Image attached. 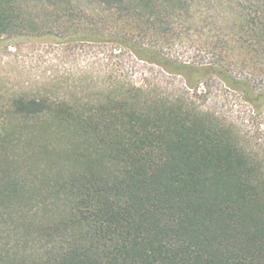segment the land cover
<instances>
[{"label": "trees", "instance_id": "obj_1", "mask_svg": "<svg viewBox=\"0 0 264 264\" xmlns=\"http://www.w3.org/2000/svg\"><path fill=\"white\" fill-rule=\"evenodd\" d=\"M96 1L146 27L188 9L187 0ZM69 2L0 0V45L113 43L177 71L185 88L10 98L0 116V225L18 237L0 243V264H264V85L217 62H176L116 24L87 28L90 17ZM246 26L264 60V6ZM196 75L217 78L249 108L202 111L189 93Z\"/></svg>", "mask_w": 264, "mask_h": 264}, {"label": "rangeland", "instance_id": "obj_2", "mask_svg": "<svg viewBox=\"0 0 264 264\" xmlns=\"http://www.w3.org/2000/svg\"><path fill=\"white\" fill-rule=\"evenodd\" d=\"M69 1L90 17L89 21L84 18L87 28L104 32L116 24L176 62L195 66L217 62L236 76L252 77L255 84L264 85L261 49L249 47L246 34L247 15L262 10L264 0H187V12L162 14L148 27L137 19L118 20L96 0ZM195 79L196 90L189 93H193L195 105L209 115L212 112L236 115L237 109L249 108L238 94L212 75H196ZM129 83L146 86L155 95L174 96L185 88V78L177 71L167 72L113 43L32 38L0 45V116L10 98L18 94L44 92L53 97L94 101L125 90ZM123 84L125 89L121 88ZM249 134L256 137L255 133ZM8 226L10 223L0 225V243H13L18 237L7 234Z\"/></svg>", "mask_w": 264, "mask_h": 264}]
</instances>
